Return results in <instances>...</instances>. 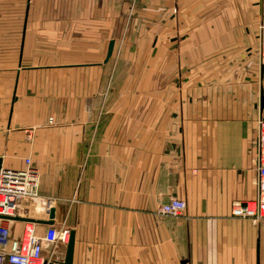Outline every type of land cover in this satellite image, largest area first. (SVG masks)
Segmentation results:
<instances>
[{
    "label": "crops",
    "instance_id": "0c3cea01",
    "mask_svg": "<svg viewBox=\"0 0 264 264\" xmlns=\"http://www.w3.org/2000/svg\"><path fill=\"white\" fill-rule=\"evenodd\" d=\"M261 35L264 0H0V165L31 159L72 264H264V220L230 214L256 196Z\"/></svg>",
    "mask_w": 264,
    "mask_h": 264
},
{
    "label": "built area",
    "instance_id": "2783aa9c",
    "mask_svg": "<svg viewBox=\"0 0 264 264\" xmlns=\"http://www.w3.org/2000/svg\"><path fill=\"white\" fill-rule=\"evenodd\" d=\"M263 26L261 25V29ZM258 62L264 65V36L261 35L258 49ZM256 196L252 200L236 201L230 207L233 217L264 220V119L259 118L256 127ZM39 173L29 157L20 168L0 165V264H62L70 230L65 221L46 225L38 233L40 225L36 220H46L56 199L39 193ZM186 201L170 197L159 207L163 215L178 217L184 213ZM19 216L29 220L19 221L21 229L18 236L12 235L17 220L9 217ZM62 256V257H61Z\"/></svg>",
    "mask_w": 264,
    "mask_h": 264
},
{
    "label": "water",
    "instance_id": "95a60500",
    "mask_svg": "<svg viewBox=\"0 0 264 264\" xmlns=\"http://www.w3.org/2000/svg\"><path fill=\"white\" fill-rule=\"evenodd\" d=\"M113 43L114 41L111 40L108 45L107 49V54H106V59L108 60L109 57L111 56L112 50H113ZM264 106V98L261 97V107ZM54 212L55 208H51L49 211V216L48 219L46 220H36L37 223L39 224H44V225H51L54 223ZM12 220H17V221H22V220H29L27 218L19 217V216H11L9 217ZM73 247H74V231L70 230L69 232V239L65 245L64 249V257L62 264H72V259H73Z\"/></svg>",
    "mask_w": 264,
    "mask_h": 264
},
{
    "label": "rangeland",
    "instance_id": "374dc122",
    "mask_svg": "<svg viewBox=\"0 0 264 264\" xmlns=\"http://www.w3.org/2000/svg\"><path fill=\"white\" fill-rule=\"evenodd\" d=\"M63 248L65 249V244L63 245Z\"/></svg>",
    "mask_w": 264,
    "mask_h": 264
}]
</instances>
